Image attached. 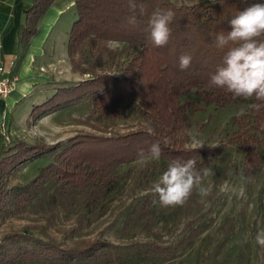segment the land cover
I'll list each match as a JSON object with an SVG mask.
<instances>
[{"label":"trees","instance_id":"1","mask_svg":"<svg viewBox=\"0 0 264 264\" xmlns=\"http://www.w3.org/2000/svg\"><path fill=\"white\" fill-rule=\"evenodd\" d=\"M54 1L31 0L24 27L18 31L14 70L39 34V24ZM73 2L77 19L68 33L66 54L71 72L87 78L70 86L60 83L51 97L32 106L27 122L85 104L90 114L76 122L91 131L56 144L41 138L32 144L0 139V226L20 219L32 208L45 220L44 224L9 225L0 232V264H168L191 248L208 227L200 223L204 201L198 200L195 190L183 206L162 208L153 203L158 197L152 194L150 183L172 160L194 159L196 170L202 172L226 148L234 147L244 155L246 179L254 181L264 172V106L259 110L255 107L264 101L233 98L225 89L209 84L227 51L214 46L215 36L230 32L232 18L264 0H211L191 6L179 5L176 0H136L145 13L141 15L137 8L135 25L128 23L133 15L128 0ZM156 9H171L175 14L169 25V41L163 47H156L150 38L148 20ZM183 54L191 55L192 61L182 70L179 58ZM236 103H246L247 108L243 116L231 118L234 131L225 135L224 143L188 147L197 114L209 107L223 110ZM123 105L133 107L138 119L126 130L116 125ZM149 127L154 134H148ZM153 143H159L160 159L141 162L137 153L141 149L147 152ZM43 155L51 161L33 180L12 183L19 167ZM136 163L119 172L121 167ZM126 180L131 181L133 190L143 187L149 191L128 207L119 233L122 237L144 233L154 239L118 245L105 238V230L93 238L75 237L87 218H101L109 211L108 199ZM61 211L76 214L77 226L58 230L60 235L56 236L52 229ZM171 216L183 222L182 238L175 244H163L154 229ZM225 225V239L214 248L215 253L234 230L232 223ZM260 253L264 264L261 246Z\"/></svg>","mask_w":264,"mask_h":264},{"label":"rangeland","instance_id":"2","mask_svg":"<svg viewBox=\"0 0 264 264\" xmlns=\"http://www.w3.org/2000/svg\"><path fill=\"white\" fill-rule=\"evenodd\" d=\"M211 0H176L177 4L191 6L198 3H207ZM77 19L73 5L65 11L52 36L47 41V46L54 47V59L62 58L60 68L51 66L53 70L41 69L47 74H57L58 84L65 82L66 86L77 83L87 78L86 75L74 74L66 54V43L72 23ZM11 70V69H10ZM52 77V76H51ZM65 86V87H66ZM60 88L56 86L54 88ZM37 89L29 97L17 104L14 110L5 113L0 118V139L5 143L12 141H25L32 144L37 138H41L48 144L65 142L78 134L91 131L89 127L78 124L76 120L84 119L90 114V108L81 104L66 108L47 115L39 120L29 119L33 105L43 103L51 97L55 89ZM246 110V103H236L226 109L206 108L194 117L193 126L189 131V148H197L201 145L215 146L225 142V135L234 130L230 125L232 117L237 116L241 108ZM120 117L116 125L120 130L133 127L137 118L133 107L123 105L119 108ZM193 138L199 143H194ZM243 154L234 147L226 148L217 161L208 169L209 175L204 176L202 186L210 189L212 197H204L198 193V200H203L201 210V224L208 227L195 241L194 245L181 253L175 260L168 264H261L260 246L255 241L259 231L264 230V172H260L254 181L241 176L243 167ZM51 161L47 155L40 156L18 168L12 175V183L27 184L33 180L40 168ZM130 166H123L120 173L126 172ZM158 177L150 183L153 184ZM149 191V188L138 187L133 190L130 180L124 181L121 190L113 194L107 201L109 211L101 218L93 215L84 221L80 233L75 237L93 238L105 230V238L118 245L131 243H146L152 241V237L144 233L131 234L122 237L121 230L128 207L138 201ZM177 207V206H176ZM175 208V207H174ZM76 214H65L61 211L52 232L59 236L58 230L76 227ZM232 223L233 231L227 236L225 245L215 253L225 239V230ZM45 220L36 208H32L22 215L20 219L7 220L5 225L0 226V232L9 225L22 227L28 224H44ZM229 224V223H228ZM225 225V226H224ZM183 222H179L175 216H171L166 222L155 226L154 232L158 233L163 244H175L182 238ZM132 264H149L137 261Z\"/></svg>","mask_w":264,"mask_h":264},{"label":"clouds","instance_id":"3","mask_svg":"<svg viewBox=\"0 0 264 264\" xmlns=\"http://www.w3.org/2000/svg\"><path fill=\"white\" fill-rule=\"evenodd\" d=\"M128 6L133 13L128 18V23H137L136 11L139 7L141 15L145 13L143 5H137L136 0H128ZM171 9H156L149 17L150 38L156 47L165 46L171 34L169 27L174 18ZM231 31L220 32L215 36L214 46L218 49H227L223 63L214 74L211 75L209 84L218 88H223L233 95V98L255 97L257 101H264V3H254L240 11L230 21ZM192 61L189 54H183L179 58L180 68L187 69ZM264 105L257 104L259 110ZM245 109L242 107L237 113L243 116ZM148 134H154V129L149 127ZM194 143H199L193 138ZM168 142L167 138L164 140ZM201 145L200 147H202ZM161 149L159 143H153L147 152L141 149L137 153L141 162L146 160H159ZM210 173L207 169L196 170L194 159L172 160L167 168L153 184L151 192L158 200H153L154 204H159L162 208L183 206L192 196L194 190L201 196H208L210 189L203 187V177ZM244 176L243 170L240 173ZM251 179V177H248ZM256 243L264 248V230L259 231L255 236Z\"/></svg>","mask_w":264,"mask_h":264},{"label":"crops","instance_id":"4","mask_svg":"<svg viewBox=\"0 0 264 264\" xmlns=\"http://www.w3.org/2000/svg\"><path fill=\"white\" fill-rule=\"evenodd\" d=\"M72 5L73 0L54 1L39 24V34L32 40L22 63L14 70L18 31L24 27L25 12L30 8L31 0H0V77L11 69L18 78L16 89L6 99H0V118L5 113L11 114L18 103L33 94L35 87L53 89L58 85L57 74H47L41 69L52 72L51 66L60 68L62 60L64 63V59L52 57L54 47L47 46V41Z\"/></svg>","mask_w":264,"mask_h":264},{"label":"built area","instance_id":"5","mask_svg":"<svg viewBox=\"0 0 264 264\" xmlns=\"http://www.w3.org/2000/svg\"><path fill=\"white\" fill-rule=\"evenodd\" d=\"M18 78L8 70L0 77V99H6L17 87Z\"/></svg>","mask_w":264,"mask_h":264}]
</instances>
